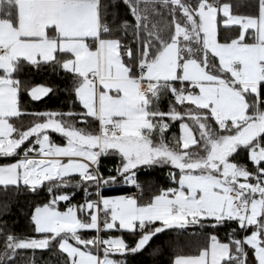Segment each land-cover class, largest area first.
<instances>
[{"label": "snow or ice", "instance_id": "6c2138e0", "mask_svg": "<svg viewBox=\"0 0 264 264\" xmlns=\"http://www.w3.org/2000/svg\"><path fill=\"white\" fill-rule=\"evenodd\" d=\"M256 3L244 14L224 0H0V161H15L0 162V192L46 188L51 197L31 212L36 236L9 232L7 203L0 209V264H16L21 250L58 251L55 264H124L114 257L140 253L167 230L229 224L227 242L211 234L173 264H264V0ZM161 9L171 17L164 28L152 20ZM25 63L71 74L82 110L23 109L14 74ZM52 91L26 89L34 102ZM25 116L28 127L13 122ZM168 121H180L171 142ZM241 150L248 163L235 161ZM107 156L120 165L105 178ZM165 165L177 170L176 186L145 203L100 196L118 178L139 188L137 169ZM93 185L99 199L59 210L70 201L61 189L90 194ZM113 230L138 238L130 246L100 235Z\"/></svg>", "mask_w": 264, "mask_h": 264}, {"label": "trees", "instance_id": "16d2710c", "mask_svg": "<svg viewBox=\"0 0 264 264\" xmlns=\"http://www.w3.org/2000/svg\"><path fill=\"white\" fill-rule=\"evenodd\" d=\"M188 2H195V0H188ZM224 2H231L233 5H240V7H234V11L244 14H255L257 11L256 0H224ZM129 19H131L129 17ZM154 23L159 28H164L171 20V17L167 15L166 9H161L159 15L152 17ZM231 34V33H229ZM226 33L221 30L220 38L224 39ZM129 40L131 37L129 36ZM16 78L22 82L21 91V107L29 112H44V111H56L67 112L73 110L76 112L81 111V107L78 102H75L74 94L72 93V80L71 74L63 72L59 67H53V65L42 64L39 69L33 68L26 63L14 74ZM44 84L53 89V91L41 101H31L27 95L26 89L36 85ZM171 97L163 96L159 102V106L162 110L167 111L169 106V100ZM179 107V106H178ZM34 118L25 116L20 121H13L17 126L28 127ZM169 129L164 133V138L171 142L179 133L180 121L172 122L168 121ZM95 128V122L91 125ZM52 139L56 143H63L64 141L57 134H50ZM235 161L238 163H248L247 153L241 150L235 157ZM9 162V161H0ZM120 165V158L118 156H107L101 158L100 171L105 178L110 175H116L115 169ZM249 170L254 166L248 164ZM177 170L165 165V166H152L141 167L136 170L137 183L140 185V194L137 199L140 203L149 201L155 194H158L160 190L174 187L170 174L175 173ZM73 181L78 177H73ZM101 195L122 194L129 192L131 187L124 184L123 178H118V182L110 184L108 186H101ZM61 192L70 195V201L60 202L59 209H64L69 205H80L85 200H95L97 198V189L93 185L89 187L86 194L82 189L75 187H69L61 189ZM51 197L47 193L46 188L39 190L37 193L32 194L21 191L18 194H13L12 191L7 193L0 192V209H3L5 203L8 205L7 214L2 217L6 221L7 230L12 234L23 237L36 236L33 232V226L30 223V215L36 205H42L46 203ZM235 227L234 224H229L223 228L212 229L210 227L192 226L185 230L170 229L165 233L160 234L154 238L149 246H147L140 253L135 255H127L126 257H114L124 262V264H173V259L177 255H190L197 254L198 250L207 245L208 237L211 234H216L222 242H227L228 233L231 228ZM95 232H85L83 235L86 238L94 235ZM240 234V233H238ZM104 236H116L123 237L125 241L131 246L134 245L136 235L128 232H116L115 230L107 233H103ZM2 243V241H0ZM61 254L58 251L49 253L47 251L36 250H21L20 255L16 257V264H31L34 259L35 264H55L57 257ZM249 259H251V252H249Z\"/></svg>", "mask_w": 264, "mask_h": 264}, {"label": "crops", "instance_id": "0c3cea01", "mask_svg": "<svg viewBox=\"0 0 264 264\" xmlns=\"http://www.w3.org/2000/svg\"><path fill=\"white\" fill-rule=\"evenodd\" d=\"M64 143V142H63ZM63 143H58V144H63ZM9 162H15L14 160H11V161H9ZM124 181V180H123ZM124 184L125 185H127L126 184V182L124 181ZM176 186V185H175ZM174 186V187H175ZM100 191H101V188H99V193H100ZM100 196H103V197H105V198H116V197H121V196H125V197H135V196H132L131 194H130V192H126V193H122V194H112V195H101L100 194ZM137 198V197H136ZM96 199H99V197L97 196V198ZM95 199V200H96ZM60 211H66L67 210V207L66 208H64V209H59ZM102 236H104L103 235V233L101 234ZM104 237H109V236H104ZM111 237H116V236H111ZM175 258V257H174ZM174 260V259H173Z\"/></svg>", "mask_w": 264, "mask_h": 264}, {"label": "built area", "instance_id": "2783aa9c", "mask_svg": "<svg viewBox=\"0 0 264 264\" xmlns=\"http://www.w3.org/2000/svg\"><path fill=\"white\" fill-rule=\"evenodd\" d=\"M126 184L131 187V190L129 192L132 196L137 197L140 194V190L136 185H132V184H128V183H126ZM95 235H96V233L94 235L89 236V238H92Z\"/></svg>", "mask_w": 264, "mask_h": 264}, {"label": "rangeland", "instance_id": "374dc122", "mask_svg": "<svg viewBox=\"0 0 264 264\" xmlns=\"http://www.w3.org/2000/svg\"><path fill=\"white\" fill-rule=\"evenodd\" d=\"M34 86H46V85H44V84H36V85H34ZM33 87V86H32ZM48 87V86H47ZM180 134V129H179V133H178V135Z\"/></svg>", "mask_w": 264, "mask_h": 264}]
</instances>
